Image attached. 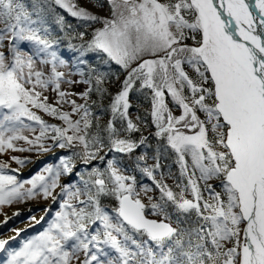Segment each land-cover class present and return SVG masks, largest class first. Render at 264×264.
<instances>
[{
	"label": "snow or ice",
	"instance_id": "6c2138e0",
	"mask_svg": "<svg viewBox=\"0 0 264 264\" xmlns=\"http://www.w3.org/2000/svg\"><path fill=\"white\" fill-rule=\"evenodd\" d=\"M106 3L109 15L101 17L76 0H0V154L47 151L44 141L51 139L60 148L79 145L82 151L74 155L86 164L105 161L106 148L130 156L139 145L120 138L115 121L124 124V132L140 131L129 114L135 90L151 94L155 135L174 154L179 175L159 171V152L151 166L139 156L135 167L152 186L138 190L136 177L109 158L103 170L93 167L81 178L82 187L71 190L59 181L72 172V157L23 182L5 174L7 165L0 162V209L37 197L55 201L58 187L67 195L48 227L19 250L6 248L15 237L0 239V252L7 253L2 264H264V0ZM53 5L88 26L101 25L84 44L70 45L72 51L80 57L104 54L105 63L126 73L107 108L112 119L103 125L91 97L103 100L108 73L90 68L79 81L89 85L83 93L62 89L77 81L58 70L66 61L48 25L54 14L57 24L65 17ZM84 35L77 33L81 40ZM189 39L194 43H186ZM37 63L51 65L49 74ZM49 89L58 97L51 104L44 95ZM76 95L84 103L72 98ZM65 104L70 111L61 110ZM33 109L63 125L47 123ZM25 130L39 135L29 139ZM19 140L29 147H17ZM105 197L117 202L114 215ZM30 220L38 224L43 217Z\"/></svg>",
	"mask_w": 264,
	"mask_h": 264
},
{
	"label": "rangeland",
	"instance_id": "374dc122",
	"mask_svg": "<svg viewBox=\"0 0 264 264\" xmlns=\"http://www.w3.org/2000/svg\"><path fill=\"white\" fill-rule=\"evenodd\" d=\"M76 2L82 6L86 7L89 11L97 14L101 17H105L109 15L108 6L106 0H76ZM94 4L96 6H94ZM99 4H104V7H99ZM56 10V14L63 15L65 17V23L63 25L57 24L55 21V14L50 20L48 25L49 30L54 38H57L59 43L56 48L58 55L61 56L62 59L66 61L65 67H60L58 70L64 71L66 73L71 72L73 75L69 77L77 81V83L73 85L63 84L62 89L66 91H70L72 93H83L89 85L79 83L87 78V74L90 68H96L98 71H103L108 73V78L104 84V87L107 89V93L105 97L101 101L97 94L93 93L91 97L92 100L97 101V104L91 106V109L94 115L100 116V122L103 125L107 121L111 120V113L107 110L108 105L111 103V99L113 96L117 94V92L121 89L123 80L126 78V73L119 65H116L114 62H107V57L104 54H97L95 52H89L84 57H80L78 52L72 51L70 45H75L79 47L81 44H84L86 41L90 40L96 28L101 27L99 24H92L88 26L86 22L79 21L74 17H71L67 12L63 9H60L58 6L53 5ZM83 32L85 33L84 39L81 40L78 38L77 33ZM188 44H193L194 41L189 39L186 41ZM26 46L22 50H28ZM103 57V58H102ZM83 59L86 63L81 64L78 61ZM51 65H40L37 63V68L45 71V75L49 74ZM190 74L192 73L191 69H187ZM83 71L85 73L84 76L80 75V72ZM139 82H137L138 85ZM147 92L148 90H144ZM44 95L48 97V102L54 103L56 99H58L57 94L54 91L49 89L44 92ZM76 99L77 103H84L83 100L80 99L79 95L72 97ZM170 99V98H169ZM146 102L147 106H143V102ZM130 102L131 108L129 109L130 117L133 119L135 123H137L140 127V131L127 133L123 131L124 124L120 120H116V127L121 131V137L125 138L129 137L134 142H136L139 147H137L134 152L129 156L122 153L109 152L106 148L104 150L105 161L94 160L90 163H84L82 159L78 156H75L74 153L82 151L81 147L77 145L76 147L69 148H60L56 145V142L47 139L44 141L45 145L48 147V150H36L35 148L32 151H12L11 149L7 150L5 153L0 154V162H3L7 165V167L3 170L7 175L16 176L17 180L20 182L31 179L33 176L38 175L42 172V170L47 166L55 167L59 164L61 158L72 157L73 167L72 172L63 174L60 178L59 184L63 186H68L71 190L73 185L76 187H82L81 178H87L88 173L92 170L93 167H99L103 170L106 167V160L109 158H116L121 161V166L126 168V174L132 175L136 177L137 180V189L139 190L142 185L152 186V182L145 176L138 168L135 167V161L139 156H146L147 165L151 166L156 161L153 157L157 156L159 152V163L161 168L160 172L167 174L169 171L173 174V176L179 175L178 165L175 163V156L171 152L170 149H166L164 146V141L160 138L156 137L155 132L156 129L148 128L150 121L152 122V118L149 115L151 111V94L144 95L142 92H137L135 90L130 94ZM144 102V103H145ZM103 105V107H98L99 104ZM172 106V105H170ZM57 107H60L57 105ZM173 107V114L180 115V110ZM63 111H70V106L65 104L63 105ZM33 111L37 112L38 115H41L42 118L49 124H56L58 126H62L63 122L54 119L53 117L47 116L44 113L40 112L37 109H33ZM140 117L141 120H137V117ZM77 116H73V119H77ZM150 118V120L148 119ZM26 124H33L32 121L25 120ZM35 127H39L38 125H33ZM23 135L27 136L29 139H34L36 135H39V132H29L25 130ZM51 135V134H50ZM146 138V142L144 144H140L141 139ZM14 144L17 147L28 148L29 145L24 140L14 141ZM139 148V149H138ZM13 157L20 158L25 161L24 165L21 166L13 160ZM145 163L141 161V164ZM33 164V165H32ZM32 165V166H30ZM31 167L30 173L21 175L23 173L20 170H24L25 168ZM47 175V173H45ZM167 183L170 185L174 184V180L169 179ZM25 187H30V185H25ZM62 187H58L53 195L56 196V200L53 201L51 197L47 200L42 197H37L35 199L27 200L22 203H14L10 206H4L0 209V221L2 224L0 225V239H9L10 237H15V239H10L9 244L6 245L8 250H19L22 246L23 242L28 239H31L33 236L38 235L40 232L44 231L49 223L55 216V213L59 211L60 204L63 200L67 199V195L62 191ZM142 199L145 204H148L146 198L143 197V193H141ZM82 199L84 197H81ZM50 203V204H48ZM73 203H78L73 201ZM104 206L106 210L112 213V209L117 207V202L111 197L103 198ZM26 206L29 205L28 209L25 211H19L18 215L10 216V210L16 206ZM45 209H48L45 212ZM146 214L150 212V207L145 209ZM5 216L9 217L7 222L5 223ZM35 216L37 220H41L40 223H35L30 220V217ZM149 218H155L149 216ZM95 226H93L94 228ZM20 232L19 236L16 235V231ZM7 258L6 252H0V264Z\"/></svg>",
	"mask_w": 264,
	"mask_h": 264
},
{
	"label": "bare ground",
	"instance_id": "6f19581e",
	"mask_svg": "<svg viewBox=\"0 0 264 264\" xmlns=\"http://www.w3.org/2000/svg\"><path fill=\"white\" fill-rule=\"evenodd\" d=\"M253 12H254V14L258 15V12L256 11L255 8H253ZM138 147H139V146H138ZM138 149H139V148H138ZM32 165H33V164H32ZM32 165H30V166H32ZM30 169H31V167L25 168L24 170H20V172L23 173V174H21V175L29 174V173H30ZM48 204H50V203H48ZM28 206H29V205H26V206L19 205V206L13 207V208L10 210V216H15V215H13L14 213H18V214H19V211H22V210L25 211L26 209L29 208ZM1 224H2V222L0 221V225H1Z\"/></svg>",
	"mask_w": 264,
	"mask_h": 264
},
{
	"label": "trees",
	"instance_id": "16d2710c",
	"mask_svg": "<svg viewBox=\"0 0 264 264\" xmlns=\"http://www.w3.org/2000/svg\"><path fill=\"white\" fill-rule=\"evenodd\" d=\"M92 97H93V96H92ZM144 102H145V101H144ZM144 102H143V106L145 107V106H147V105H146V102H145V103H144ZM148 119L150 120V118H148ZM149 127L152 128V129H154V127H155L154 124H153L151 121H150V124H149L148 128H149Z\"/></svg>",
	"mask_w": 264,
	"mask_h": 264
}]
</instances>
